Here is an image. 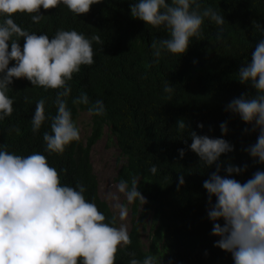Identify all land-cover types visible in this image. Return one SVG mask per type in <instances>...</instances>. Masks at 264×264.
Segmentation results:
<instances>
[{
	"label": "trees",
	"instance_id": "obj_1",
	"mask_svg": "<svg viewBox=\"0 0 264 264\" xmlns=\"http://www.w3.org/2000/svg\"><path fill=\"white\" fill-rule=\"evenodd\" d=\"M135 2L102 0L79 16L59 5L55 9H41L45 19L39 23H34L30 15L16 14L15 22L30 33L52 38L63 29L76 30L89 39L99 38L93 41L95 63L81 66L68 82L75 89L68 107L75 123L80 116L77 108L88 112L87 106L72 103L81 94L76 85L88 86L93 93L88 94L90 101L103 100L106 112L103 116L88 112L90 131L85 141L81 138L63 154L49 155L43 133L50 131V121L33 134L31 118L41 98L45 100L46 115L56 114L48 103L54 89L47 91L34 87L25 78L14 79L8 91L14 110L10 117L0 121V145L21 156L44 154L58 171L61 183L73 187L83 184L86 200L95 203L106 222L114 221L117 227L110 207L99 197V182L90 162L92 148L106 136V147L115 146L117 160L121 161L114 181L118 184L124 180L131 186L135 178L138 191L147 201L144 205L139 201L132 203L131 244L118 250L116 264H129L133 257L142 259L148 254L163 256V264L169 260L173 264H233L230 253L214 247L218 237L211 235L213 225L207 217L203 182L215 166L209 169L200 165L198 156L189 149L192 141L188 131L222 137L233 144L234 151L222 156L221 161L248 165L246 172L233 175L239 182H245L257 170L264 171V165L253 163L244 151L256 142L258 132H251L250 125L225 110L233 98L254 95V89L238 81V70L250 61L256 43L264 39V33L254 27V23L264 25V0H199L201 11L211 7L223 15L221 38L217 39V26L206 19L201 37L192 38L185 54L165 53L158 63L152 62L151 45L169 38V33L134 19L130 5ZM19 43L22 47L23 38ZM166 84L174 87L171 94L164 92ZM181 119L188 131L181 132L176 127ZM222 122L228 124L227 136H222ZM201 123L203 129L197 127ZM181 148L185 149L182 159L178 153ZM154 164L156 174L150 172ZM178 174L185 177V184L179 188ZM221 175L225 173L222 171ZM141 231L146 233V243Z\"/></svg>",
	"mask_w": 264,
	"mask_h": 264
},
{
	"label": "clouds",
	"instance_id": "obj_2",
	"mask_svg": "<svg viewBox=\"0 0 264 264\" xmlns=\"http://www.w3.org/2000/svg\"><path fill=\"white\" fill-rule=\"evenodd\" d=\"M101 2L0 0V121L13 113L14 101L8 91L14 79L25 78L34 87L54 89L48 103L56 114L46 115L45 100L41 98L31 118L33 134L50 121V131L43 133L49 155L63 154L70 144L81 139L79 118L75 123L68 107L70 94L75 90L68 82L73 74L80 72L81 66L95 63L93 41L99 38L89 39L76 30L63 29L49 38L46 34L30 33L14 18L16 14H27L34 23H39L45 19L41 9H55L59 5L79 16ZM130 15L146 26L163 28L169 33V38L152 43L153 63H158L165 53L185 54L192 38L201 37L206 19L217 26L218 40L225 24L223 15L213 8L201 11L199 0H136L130 5ZM254 27L264 33V25L254 23ZM10 62H14L11 67ZM238 81L254 89V95L233 98L225 110L250 125L251 132H258L256 142L244 151L253 163L264 165V39L256 43L250 61L239 67ZM76 90L81 94L73 99L74 105L87 106L94 116L105 114L103 100L90 101L88 94L93 93L88 86L76 85ZM173 91L171 84L164 86L165 93ZM77 112L80 116L87 115L89 123L88 112L78 108ZM176 127L181 132L188 131L183 119ZM197 127L203 129L204 125ZM219 127L222 136H227L228 124L222 122ZM244 132L248 133L249 129L245 128ZM188 135L192 141L189 149L198 156L200 165L209 169L215 166V171L203 182L207 217L213 225L211 235L218 237L214 247L230 253L233 264H264V171L257 170L241 183L232 177L246 172L248 165L241 167L231 160L221 161L222 156L234 151L233 144L194 130L188 131ZM178 153L182 159L185 149H178ZM116 163L118 170L121 161L116 159ZM222 171L225 175H221ZM150 172L157 173L155 164ZM177 180L178 188L185 184L183 174H178ZM138 187L135 178L131 186L124 180L117 185L128 203L139 201L144 205L147 201ZM85 191L80 183L75 187L62 184L58 171L50 166L44 154L33 152L21 156L0 145V264H116L118 250L131 244L127 227L106 222V216L96 204L86 200ZM118 208L119 217L124 220L127 207L118 205ZM129 264H163V256L133 257ZM168 264L173 262L169 260Z\"/></svg>",
	"mask_w": 264,
	"mask_h": 264
},
{
	"label": "rangeland",
	"instance_id": "obj_3",
	"mask_svg": "<svg viewBox=\"0 0 264 264\" xmlns=\"http://www.w3.org/2000/svg\"><path fill=\"white\" fill-rule=\"evenodd\" d=\"M87 123L88 116L81 115L79 117V127L80 136L83 141H85V137L87 133H89V128H86L85 126ZM106 145L107 139L106 136H104L92 148L90 153V162L93 167V173L96 175L100 186L99 197L110 207L117 220V227L124 225L127 227L129 233L132 228V203H128L124 195L118 192V184L114 181V178L117 174L116 159L119 156L118 150L115 146L107 148ZM118 205L127 207L128 215L124 220H121L119 217ZM149 219L150 216L145 219V223H147ZM141 234L143 242L146 243V233L141 231Z\"/></svg>",
	"mask_w": 264,
	"mask_h": 264
}]
</instances>
